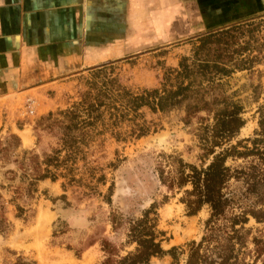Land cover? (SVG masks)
Returning <instances> with one entry per match:
<instances>
[{"label":"trees","instance_id":"16d2710c","mask_svg":"<svg viewBox=\"0 0 264 264\" xmlns=\"http://www.w3.org/2000/svg\"><path fill=\"white\" fill-rule=\"evenodd\" d=\"M263 28L264 17L200 35L190 54L180 59L177 68L167 69L159 87L152 89L128 88L114 75L110 63L90 69L91 77L77 101L36 122V146L43 136L54 140L48 152L24 150L11 161L10 153L21 147L20 138L9 134L0 141L2 167L9 163L15 166L2 173L6 183L0 184V235L6 237L13 230L8 205L13 207L16 219L27 221L32 216L31 201L39 183L62 179V189L77 186L85 190L84 196L92 195L99 185H106L103 168L92 158L107 139L116 143L140 140L158 129L146 120V111L155 115L180 109L184 124L197 126L200 165L187 163L178 155L162 154L156 170L160 184L169 193H183L180 203L188 217L203 208L209 210L200 239L164 249L168 238L159 229L158 208L151 204L139 218L128 222L126 239L120 247L107 238L99 240L104 254L101 264H151L153 259L165 256L172 264H264V228L254 235L253 229L246 227L247 214L230 211L227 193L231 181L240 180L264 189V106L256 111L255 137L233 144L245 125L244 107L224 88L235 73L251 72L263 62ZM250 157L253 160L249 167L227 165L228 160ZM109 166L116 169L114 164ZM113 187L111 184L107 189L108 204ZM2 191L11 193L8 201ZM258 203L264 206V197ZM111 226L114 230L116 221H111ZM96 242L88 241L75 257L79 259ZM7 264L37 262L19 255Z\"/></svg>","mask_w":264,"mask_h":264},{"label":"rangeland","instance_id":"374dc122","mask_svg":"<svg viewBox=\"0 0 264 264\" xmlns=\"http://www.w3.org/2000/svg\"><path fill=\"white\" fill-rule=\"evenodd\" d=\"M139 6L140 10L133 13L130 34L125 37L128 41L119 50L120 57L102 63H110L114 75L135 91L159 87L166 70L177 68L200 35L264 17V0H151ZM261 31L263 34L264 28ZM90 77V71L84 72L74 77L70 85L28 99L33 102L31 105L28 100L22 101L17 108L22 115L16 119V127L21 132L19 136L14 134L20 138L21 147L10 153L11 161L20 157L24 150L41 154L54 146V140L47 136L36 146V122L41 116L65 109L77 101ZM224 88L244 107L245 125L233 144L254 138L258 131L256 111L264 106V59L251 72L235 73ZM145 118L157 125L155 133L127 143L107 139L93 156L103 168L106 185H99L92 195L84 196L85 190L77 186L62 189L65 182L62 179L55 183L47 180L38 185V192L31 201L33 213L27 221L16 219L13 207L7 206L13 230L6 237L0 235V264H7L19 255L37 264H83L89 257H92L91 264H101L104 254L99 240L107 238L120 247L126 239L128 222L139 218L151 204L158 208L159 229L165 231L168 238L164 249L200 239L209 210L203 208L197 215L188 217L180 203L183 193H169L160 184L156 170L162 154L178 155L187 163L200 165L201 151L195 136L197 126L195 123L186 126L184 112L180 109L155 115L146 111ZM8 135L0 128V141ZM252 160L251 157L228 160L227 165L243 169L249 167ZM109 164L116 165V169ZM3 166L0 163V184L6 183L2 173L15 167L12 163ZM111 184L114 187L108 204L105 197ZM2 193L6 201L11 198V193ZM227 193L231 199L230 211L237 215L246 213L249 221L246 227L252 228L254 235L262 230L264 223L255 221H264V206L258 203L264 197V189L240 180L231 181ZM111 221H116L114 230ZM54 232H57L56 237H52ZM90 240L97 242L77 259L76 251L82 250ZM151 264H172V261L165 256L153 259Z\"/></svg>","mask_w":264,"mask_h":264},{"label":"crops","instance_id":"0c3cea01","mask_svg":"<svg viewBox=\"0 0 264 264\" xmlns=\"http://www.w3.org/2000/svg\"><path fill=\"white\" fill-rule=\"evenodd\" d=\"M149 1L0 0V128L4 133L21 132L16 119L22 115L17 109L22 101L70 85L74 77L119 58L134 24L133 13ZM91 258L83 264H91Z\"/></svg>","mask_w":264,"mask_h":264},{"label":"built area","instance_id":"2783aa9c","mask_svg":"<svg viewBox=\"0 0 264 264\" xmlns=\"http://www.w3.org/2000/svg\"><path fill=\"white\" fill-rule=\"evenodd\" d=\"M27 103H28V105H31L33 102H32V101H30V100H28V101H27ZM29 112H30V113H32V111H31V110H30Z\"/></svg>","mask_w":264,"mask_h":264},{"label":"bare ground","instance_id":"6f19581e","mask_svg":"<svg viewBox=\"0 0 264 264\" xmlns=\"http://www.w3.org/2000/svg\"><path fill=\"white\" fill-rule=\"evenodd\" d=\"M59 257V256H58ZM72 261V260H71Z\"/></svg>","mask_w":264,"mask_h":264}]
</instances>
